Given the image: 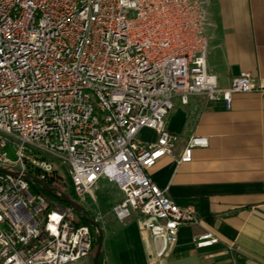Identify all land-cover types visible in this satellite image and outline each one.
Here are the masks:
<instances>
[{
  "label": "built area",
  "instance_id": "built-area-1",
  "mask_svg": "<svg viewBox=\"0 0 264 264\" xmlns=\"http://www.w3.org/2000/svg\"><path fill=\"white\" fill-rule=\"evenodd\" d=\"M204 28L199 0H0V148L13 156L0 152V264L88 256L86 228L55 200L66 194L80 209L93 190L116 197L113 221L149 220L142 231L159 229L164 245L178 227L197 226L144 175L161 158L174 169L205 147L189 137L172 158L164 117L191 97L226 110L231 95H264V82L243 73L215 89L203 67ZM141 131L151 140H138ZM215 243L206 232L190 241L195 250Z\"/></svg>",
  "mask_w": 264,
  "mask_h": 264
},
{
  "label": "crops",
  "instance_id": "crops-1",
  "mask_svg": "<svg viewBox=\"0 0 264 264\" xmlns=\"http://www.w3.org/2000/svg\"><path fill=\"white\" fill-rule=\"evenodd\" d=\"M199 1L205 18L203 67L215 89L224 90L237 73L264 82V0ZM228 101L223 110L219 103L191 97L164 117V131L175 138L172 158L189 137L202 138L205 147L190 150L186 164L172 169L170 160L161 158L144 173L176 209L198 222L176 229L163 264H264V95L234 94ZM109 198L107 209H81L95 221L99 264H147L145 220L130 216L114 222L108 208L116 200ZM200 232L216 243L193 249L191 238Z\"/></svg>",
  "mask_w": 264,
  "mask_h": 264
},
{
  "label": "water",
  "instance_id": "water-1",
  "mask_svg": "<svg viewBox=\"0 0 264 264\" xmlns=\"http://www.w3.org/2000/svg\"><path fill=\"white\" fill-rule=\"evenodd\" d=\"M0 152L3 154L4 158L6 159L7 162H12L13 161V156L11 153V150L7 146H2L0 148ZM27 180L31 181L34 185H36L39 189H41L46 195H51L50 191L43 185L37 183L31 178H26ZM55 200L60 204L68 208V210L76 217L80 218L83 220V222L89 226L92 230L95 231L94 224L88 220V219H83L81 216V209L71 200L66 198L65 196H58L55 198ZM149 220H145L144 224L149 223ZM137 227L141 229L140 225V220L137 222ZM152 226H155L156 224L154 222H151ZM141 237L144 236V233H140ZM147 236L150 237V253L151 257L147 258L148 263L147 264H163V259L166 256L167 250L169 248V245H164L163 243V237L161 236V232L157 228H152L147 232ZM98 247H99V240L98 236L95 232V241H94V247L93 251L91 254V261L92 264H96V256L98 253Z\"/></svg>",
  "mask_w": 264,
  "mask_h": 264
},
{
  "label": "rangeland",
  "instance_id": "rangeland-1",
  "mask_svg": "<svg viewBox=\"0 0 264 264\" xmlns=\"http://www.w3.org/2000/svg\"><path fill=\"white\" fill-rule=\"evenodd\" d=\"M151 137L152 136L149 133H147V132H140L138 134V136H137L138 140H140V141H150L151 140ZM49 161L52 163V166L55 168L54 169L55 173L57 175H59L60 178H61V180H62V178H63L62 170L58 166L57 161H55L53 159H50ZM64 183L66 184V181L65 180H64ZM94 193H95L94 194V197H96V199L93 200L94 197L91 196L90 202H87V205H90V208L93 205V207L96 208L97 210H99V209H107L108 202L111 201L112 198H109V196L102 195V193L99 190H96ZM115 200H116V197H115ZM44 201H45L44 203L46 205H48V207L51 206V204H53V203H51V200H49L47 198H44ZM89 238L91 240H93V238L95 239V235H94L93 230L91 228H90ZM85 259L87 260V263L89 264V261H90V252H88V256Z\"/></svg>",
  "mask_w": 264,
  "mask_h": 264
},
{
  "label": "trees",
  "instance_id": "trees-1",
  "mask_svg": "<svg viewBox=\"0 0 264 264\" xmlns=\"http://www.w3.org/2000/svg\"><path fill=\"white\" fill-rule=\"evenodd\" d=\"M29 192H30V193H35L34 189L31 188V187L29 188ZM42 195H43V194H42ZM65 197L68 198L69 200H71V201L73 202V199H72V197H71L69 194H66ZM73 216H74V215H73ZM81 216H82L83 219H87L86 214H85L82 210H81ZM74 220H75V222H74V226H83V227L86 228L88 235L90 234V227L87 226V225L83 222L82 219H80V218L74 216ZM94 241H95L94 238H93V240L90 239L89 250H88V251L90 252V261H89V264H92V261H91V254H92L93 247H94ZM96 264H99V256H98V253H97V256H96Z\"/></svg>",
  "mask_w": 264,
  "mask_h": 264
}]
</instances>
